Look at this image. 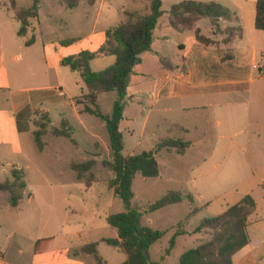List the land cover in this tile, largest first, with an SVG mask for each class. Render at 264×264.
Instances as JSON below:
<instances>
[{
    "label": "crops",
    "instance_id": "0c3cea01",
    "mask_svg": "<svg viewBox=\"0 0 264 264\" xmlns=\"http://www.w3.org/2000/svg\"><path fill=\"white\" fill-rule=\"evenodd\" d=\"M13 1L16 3L17 10H29L34 5L33 0L31 7L20 8L17 2ZM105 1L101 0L100 11L104 10ZM146 1H133L135 4L134 13L140 12L142 7L139 3L144 4ZM184 1L213 2L229 10L232 8L231 6H234L235 9L231 12L237 16L239 23L221 21L218 23V28L224 31L228 28L240 27L243 31L242 38H237L230 44H224L225 36L219 34L215 36L217 28L207 19L197 22L193 30L178 31L173 29L169 24V13L174 6ZM257 1L162 0L164 15L154 31L152 44V50L155 45L158 48L156 50L158 52L157 62L161 70L159 85L155 90H150L144 85V82H138L140 76H145L144 73L136 70L143 66L141 61L134 70L135 80L138 84L134 87L131 86L132 77L128 81L123 120L120 123L123 142H125V135L131 140L134 138L136 125L141 117L145 118L141 127V135L145 137L154 112L167 113L175 110L189 114L188 116L191 115V122L186 121L181 125L178 123L176 127L182 131L186 130L193 137V142L188 151H196L194 156L198 158V162L192 170L201 176L198 177L197 175L195 183L197 181L200 183L202 180L205 184L212 185L214 182L220 181V176L242 174L248 170L264 174V153L257 148L254 152L247 153L246 149L250 140L247 131L250 124L257 120L258 115L251 121V117L247 113L248 110H246L247 105H238V103L230 102L228 99L229 96L248 93L251 90L253 81L249 78L246 79L247 75L245 74L247 72L242 74L244 73L242 61L245 60L246 56H250L251 61L254 62L259 56L258 49L264 47V32L255 29ZM0 2H2L3 8L7 9L8 16H11L19 24L16 34L11 38L7 39L4 33L1 36L4 39V44L7 45V50L3 48L0 54V146L11 148L15 154L24 156L23 137L29 135L33 138L31 127L34 112L44 110L51 118L54 110H62V116H64V110L69 109L72 110L73 116L82 130L97 140L95 145L91 147L93 154H87L94 156L93 151L96 150L99 139L95 134H90L89 129L84 127L81 119L83 104L80 103V100L87 93L86 85L81 75L63 67L62 61L66 58L76 57L83 52L95 53L105 45L106 33L109 29L100 34L92 33L83 38H73L57 43L43 42L45 35L56 31L52 25L53 20L47 21L43 29L38 17L31 22L26 35L19 36L21 23L16 19L15 11L7 0H0ZM80 4L81 0H79L77 7L69 9L63 0L58 1V5L69 10L77 9ZM97 4L98 0H95L94 5L89 6L95 7ZM144 7L145 10L149 9L150 13V3L148 8L146 4ZM197 30L201 32L202 36L216 41L217 45L206 47L199 43L195 34ZM31 40H33V44L28 46L27 43ZM40 42L42 55L40 59H35L32 51ZM67 42L70 44L65 45ZM12 43L15 44V48H11ZM243 44H246L247 47H244ZM166 45H170L171 48H175L177 53L179 52L176 54V59L167 53ZM8 46L11 53H8ZM227 53L236 59L239 68H236L235 72L241 70L240 77L237 74L234 79H231L228 75L232 62L223 63V58L226 57ZM147 54L149 52L143 54V57ZM161 59L168 60L174 69H165ZM9 60L12 61V69L6 65ZM35 60L39 62L40 70L34 71L32 69ZM93 63L94 61L91 63V67ZM3 96L4 99H2ZM147 98L153 101L152 107L143 103ZM3 104L4 107H2ZM145 110H148V113H145ZM127 111H130V115L125 117ZM150 114L152 115L150 116ZM63 120L66 119L61 118V122ZM66 121L69 122V120ZM123 125L125 126L122 132ZM243 128L245 134H243ZM211 132L214 135H211ZM155 134L157 136L158 130L153 131V135ZM179 134L175 136L180 137ZM241 136L243 138L237 141ZM141 145L142 141L139 140L134 145L132 143L131 149L126 151L124 144V156L140 155L141 153L136 152ZM162 152L170 155V152ZM171 155L184 157L186 153L184 156L174 152ZM18 170L21 169L18 168ZM161 176L162 174H160ZM261 183L262 185L258 187H262V193L258 198L255 196V191H248L246 188L242 189L241 193L231 194L235 197H231L216 207L217 210L219 209V215H221L228 208L239 204L248 195L252 196L256 203V210L249 218L247 228L250 243L234 256L233 264H264V179ZM235 185L237 187L232 191L238 192L237 188L242 184L239 182ZM100 201L94 198L79 200L76 204L79 209H72L65 205L63 210L65 222L63 221L64 223L56 235L50 234L32 238L33 240L30 239L27 243L21 241V236L11 235L8 238L11 239V242L0 249V264H92L93 259L90 256L75 257L73 255L74 250L91 243H98V253L105 264H124L127 261V256L104 243V240L117 239L118 233L107 224L106 219L110 213H104V211L94 213L92 208L100 205ZM52 213L55 214L56 210L52 209ZM91 219L93 221L90 223ZM97 221L104 223L102 230L108 231L107 226L111 229L110 238L97 236L95 241H91L90 236L95 231ZM66 234L68 237L76 238L79 244L61 240V237L66 238ZM82 238L88 241L80 243ZM12 243L13 247L11 246ZM105 246L107 248H104ZM108 248L112 250H108Z\"/></svg>",
    "mask_w": 264,
    "mask_h": 264
},
{
    "label": "rangeland",
    "instance_id": "374dc122",
    "mask_svg": "<svg viewBox=\"0 0 264 264\" xmlns=\"http://www.w3.org/2000/svg\"><path fill=\"white\" fill-rule=\"evenodd\" d=\"M15 1L20 8H29L33 4V0ZM58 1L60 0H40L38 11L40 25L44 29L46 22L51 19L53 20L52 25L56 29L52 34L50 32V34L45 35L43 42L57 43L73 38H83L92 33L100 34L103 31L117 27L126 21V13H134L135 4L133 1L137 0H106L103 11H100L101 0H98V4L95 7L87 5L86 0H81L80 6L75 10L62 8L58 5ZM1 4L2 2H0V54L3 48L7 50V45L4 44V39L1 38L3 33L7 36V39L11 38V36L16 34L19 26L17 21L8 16L7 9L3 8L4 6ZM139 4H141L142 8L137 13L140 16L148 15L149 9L145 10L144 4L148 8L149 2L146 1L144 4ZM231 7L230 11L233 12L235 7ZM166 46L168 48L167 53L176 59V54H179V52L177 53L175 48H171L170 45ZM243 46L247 47L246 44H243ZM8 48V53H11L9 46ZM11 48H15L14 43L11 44ZM100 49L96 52L100 51ZM157 49V45H155L153 50L151 48L149 54L144 57L142 55L143 66L136 69L138 72L145 74L144 77L140 76L138 82H144V85L149 87L150 90H155L158 87L161 74L157 62ZM32 53L35 59L41 58V42L34 48ZM258 53L259 56L254 62L251 61L250 56H246L245 60L242 61L244 73L241 70L235 72L239 66L234 56L228 55L230 53H227L226 57L224 56L223 58V63L232 62L228 73L231 79H234L237 74L240 77V73L245 74L247 72L245 74L247 75L246 79L249 78V80L253 81L251 90L248 93L228 97L230 102L238 103V105H247L246 110H248L247 113L251 117V121L258 115L257 122H252L247 131V136H250L246 148L247 153L254 152L256 148L264 153V47H260ZM115 61V57L96 59L91 69L95 73L103 72L112 67ZM238 64L240 63L238 62ZM6 65L9 69H12V61L9 60ZM33 65L32 69L34 71L41 69L39 62L36 60ZM254 66L257 69H254ZM131 77V86L134 87L138 84L135 80V71H133L130 79ZM2 99H4V96ZM117 99V93L99 96L97 106L104 116L112 115L114 103ZM145 101L143 103L146 106H153V101L149 100V98ZM80 103L83 104L82 110H84L86 102L81 99ZM2 107H4V104ZM38 112H34L32 117L33 125L31 130L33 131V136L38 130L37 123L41 120V115ZM129 112L125 113V117L130 115ZM145 113H148V110H145ZM62 115V110H54L52 112L51 126L47 136L43 139L47 144L44 153L38 151L32 136L30 137L29 135L23 137L25 145L24 156L15 154L11 148L0 146V182L11 181L12 170L19 168L25 171L27 183V191L17 208L10 206L8 194L0 193V249L11 242V239L8 238L13 234L21 236V241L26 243L32 238L50 234L56 235L65 222L63 220L64 206L68 205L72 209H79L76 207L79 200L89 198L101 200L100 205L92 208L94 213H102L104 211V213H110L109 216H111L127 211L124 203L116 198L107 186L108 182L114 178V175L103 166L104 162L112 160V154L109 149V135L105 123L94 116L81 115L84 127L89 129L90 134H95L99 139L97 148L93 151L94 156H88L91 155V147L95 145L97 140L82 130L74 118L72 110L66 109L64 110V116ZM188 115L175 110L167 113L154 112L145 137L141 135V127L145 118L141 117V120L136 125L137 129L134 138L131 140L125 135V150H130L132 143L134 145L139 140L142 141V145L136 153L155 152L157 145L167 139L192 143L193 137L186 130L182 131L176 127L178 123L181 125L186 121L191 122V115ZM61 118L69 120L73 129L72 139L75 143L65 138L54 137L51 134L53 129L60 126ZM212 122H214L213 119ZM124 126H122V132ZM156 130H158L157 136L156 134L153 135V131ZM178 133H180V137L175 136ZM245 133L244 130L243 134ZM211 135L214 134L211 132ZM242 138L243 136L239 137L237 141ZM173 152L177 154L175 151H170V155L165 152L156 154L160 166V174H162L159 179H144L138 176L133 184L135 197L131 204V210L144 212L150 205L165 197L169 192H179L185 195L193 194L196 198L194 203L185 200L181 204L167 207L144 217L143 224L146 227L155 231L166 232L165 237L151 247L149 251V258L152 264H179L180 258L185 252L195 249L201 243L207 241L209 238L206 235L194 234L195 228L202 220L219 215V209L217 210L216 207L223 204L226 200L228 201L231 197H235L231 194L241 193L242 189L246 188L248 191H255L257 198L262 193V187L258 186L262 185L261 181L264 179V174L254 170H248L242 174L220 176V181L214 182L212 185H207L202 180H200V183L198 181L195 183L197 175L201 177L192 170L193 166L198 162V158L194 156L196 151L187 150L186 155H183L184 157L171 155ZM90 160H95L96 165L91 173L86 175V180L91 177L93 181L88 187L85 184L86 180H77L76 173L71 170V165L83 164ZM239 182L242 184L237 188L239 191H232L237 187L235 184ZM52 209L56 210L55 214L52 213ZM197 210L200 211L195 214ZM92 221L93 219L90 220V223ZM180 223L184 224L183 231L189 234L178 237L175 247L170 250V242L179 231L178 224ZM103 224V222L97 221L95 231L90 236L91 241H95L97 236L111 237V229L106 225L108 231L102 230ZM65 236L66 238L63 239L61 237L60 239L69 243L79 244L73 236L68 237V234ZM86 241L88 240L82 238L80 243H85ZM11 246H14L13 243ZM104 248H107V246ZM108 250L112 249L108 248ZM91 263L94 264L93 262Z\"/></svg>",
    "mask_w": 264,
    "mask_h": 264
},
{
    "label": "trees",
    "instance_id": "16d2710c",
    "mask_svg": "<svg viewBox=\"0 0 264 264\" xmlns=\"http://www.w3.org/2000/svg\"><path fill=\"white\" fill-rule=\"evenodd\" d=\"M15 11L16 19L21 23L19 36L26 35L31 22L39 17V0H34V5L29 10H17L13 0H7ZM150 3V13L140 16L138 13H126V21L114 27L106 33V43L96 53L83 52L76 57L66 58L62 66L72 72L79 73L86 85L87 93L81 98L84 104L83 114H88L102 120L109 135V149L112 160L103 163V166L114 175L107 184L109 191L121 200L127 208L124 213L109 216L106 221L108 226L117 231L118 238L104 240L109 247L127 256L124 264H152L149 258L151 247L157 244L166 235L164 231H155L143 225L145 216L156 213L167 207L178 205L185 200L194 203L192 194L169 192L165 197L150 205L147 210L140 212L131 210L134 200L133 184L136 177L144 179H157L160 177V166L156 154L162 151H175L183 156L190 148L191 143L181 140L167 139L161 141L155 152L141 153L136 156L125 157L123 155L124 142L120 131V123L123 120L125 99L130 76L136 66L141 63L143 54L151 51L154 31L159 20L163 17L162 0H147ZM69 9L78 6L79 0H63ZM88 5H94L95 0H86ZM210 20L216 27L215 36H225L224 44H230L235 39H241L243 31L240 27L221 30L218 23L221 21L239 23V19L228 8L217 3H201L184 1L174 6L169 13L170 26L178 31L193 30L195 24L201 20ZM255 29L264 32V0L256 2ZM197 41L209 47L217 45L216 41L206 38L197 30ZM33 44V40L27 43ZM70 42L65 43L69 45ZM115 57L116 61L109 69L95 73L91 69V63L96 59ZM165 69L173 70V65L166 59H161ZM117 93L118 100L114 104L111 116H104L97 106L98 98L102 94ZM41 120L38 121V130L33 139L40 153H43L47 144L43 141L51 126V118L47 112L40 110ZM57 138H65L73 143V129L70 123L63 120L58 128L51 131ZM96 165L95 160L83 164H72L71 170L76 173L78 181L86 180V175L91 173ZM12 180L0 182V193L9 195V203L12 208H17L27 191L26 173L24 170L13 169ZM92 178L86 180L89 187ZM256 210V203L252 196L248 195L243 200L219 216L202 220L195 228L194 234H204L209 239L195 249L185 252L179 264H233L234 256L247 247L250 239L247 233L249 218ZM200 211L197 210L195 214ZM194 214V215H195ZM193 215V216H194ZM192 217V216H191ZM183 223L178 224L179 231L170 242V250L176 245V239L185 236ZM169 250V251H170ZM168 251V253H169ZM75 257L90 256L94 264H105L99 256L98 243L88 244L78 250H74Z\"/></svg>",
    "mask_w": 264,
    "mask_h": 264
}]
</instances>
